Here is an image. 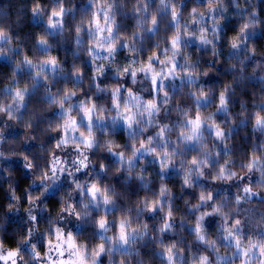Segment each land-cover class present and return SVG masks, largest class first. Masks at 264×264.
<instances>
[{
  "label": "clouds",
  "instance_id": "1",
  "mask_svg": "<svg viewBox=\"0 0 264 264\" xmlns=\"http://www.w3.org/2000/svg\"><path fill=\"white\" fill-rule=\"evenodd\" d=\"M0 264H264V0H0Z\"/></svg>",
  "mask_w": 264,
  "mask_h": 264
}]
</instances>
